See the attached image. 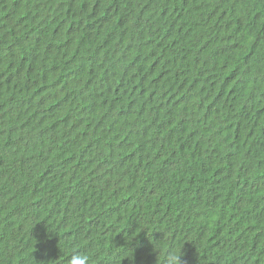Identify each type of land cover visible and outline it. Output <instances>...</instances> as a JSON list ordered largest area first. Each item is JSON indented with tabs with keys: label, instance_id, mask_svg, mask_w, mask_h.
<instances>
[{
	"label": "trees",
	"instance_id": "trees-1",
	"mask_svg": "<svg viewBox=\"0 0 264 264\" xmlns=\"http://www.w3.org/2000/svg\"><path fill=\"white\" fill-rule=\"evenodd\" d=\"M264 264V0H0V264Z\"/></svg>",
	"mask_w": 264,
	"mask_h": 264
},
{
	"label": "clouds",
	"instance_id": "clouds-1",
	"mask_svg": "<svg viewBox=\"0 0 264 264\" xmlns=\"http://www.w3.org/2000/svg\"><path fill=\"white\" fill-rule=\"evenodd\" d=\"M180 256L169 252L165 257V264H180ZM68 264H90V257L88 254L76 251L71 255Z\"/></svg>",
	"mask_w": 264,
	"mask_h": 264
}]
</instances>
